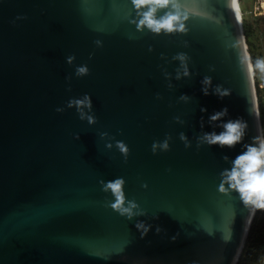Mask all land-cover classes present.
Masks as SVG:
<instances>
[{
	"label": "water",
	"instance_id": "obj_1",
	"mask_svg": "<svg viewBox=\"0 0 264 264\" xmlns=\"http://www.w3.org/2000/svg\"><path fill=\"white\" fill-rule=\"evenodd\" d=\"M177 6L187 31L155 36L137 29L132 0H0V264L237 263L256 208L217 185L242 149L197 138L222 130L208 117L224 107L222 119L246 121L242 142L262 137L241 12L238 0ZM177 52L191 76L175 78ZM83 63L89 74L72 75ZM216 85L230 94H213ZM83 93L95 124L66 107ZM166 137L169 149L153 154ZM117 177L142 215L110 207L101 181ZM138 221L151 225L143 238Z\"/></svg>",
	"mask_w": 264,
	"mask_h": 264
},
{
	"label": "clouds",
	"instance_id": "obj_2",
	"mask_svg": "<svg viewBox=\"0 0 264 264\" xmlns=\"http://www.w3.org/2000/svg\"><path fill=\"white\" fill-rule=\"evenodd\" d=\"M132 4L137 12L138 19L133 22L136 24L138 30L147 29L155 36L161 34L168 35L177 32H186L185 23L181 20V12L177 6V0H132ZM171 5V8L168 6ZM159 11H163L162 15H157ZM24 17L17 16V19ZM186 19V17H184ZM95 44L100 45L101 41L96 40ZM151 46L149 51H151ZM163 58V53L161 54ZM91 57V54H90ZM76 57L75 54H69L65 57V62L68 65H73ZM173 60L180 62L179 69L176 72V79L181 77H189L192 75L188 66V55L185 52H177L173 57ZM258 68H264V61H257ZM89 67L86 63L77 64L74 66L72 75L75 77H84L89 74ZM170 74L165 72L164 76L167 79ZM71 76H66V80H70ZM168 87L172 85L169 82ZM212 87V80L210 76H204L201 80V92L204 95H209V89ZM70 90V86H69ZM212 93L218 95L220 98L228 96L230 94L229 89L222 85H216L212 89ZM160 94L157 93V99H160ZM180 100H188L189 97L186 94H181ZM67 108H75L78 114V118L81 121L86 120L89 125L97 122V117L93 113L92 98L89 93H83L79 97H69L66 102ZM64 107H57L56 112H63ZM207 111L205 108H201V112ZM227 107H224L220 111L213 112L209 115L210 122H217L218 127L222 130L204 132L202 136H199V144H206L208 146L217 145L220 147L228 146L229 148L240 144L241 151L231 160L229 168L223 169L220 173V183L217 185L218 191L227 193L230 190L235 191L241 198L242 203L245 205H251L255 208L264 209V137L259 135L251 138L252 142H242L245 136L246 121L242 118H229L222 119L227 116ZM175 119H179L176 117ZM107 135V133H101V136ZM75 139H79V134H75ZM166 137L163 141L154 140L151 145V151L153 154L157 153V147L161 150L169 149L168 140ZM180 139L185 141V147H188L186 137L183 133L180 134ZM117 144L120 147V151L125 154V160L127 159V146L123 141H118ZM111 147V145H106ZM223 159L228 160L225 156ZM124 180L121 177H117L114 180L101 181L102 189L105 191L111 190L115 196V201L111 203L110 207L116 209L121 216L131 218L133 215H142L143 212H134L139 206L134 200H128L124 202V194L122 186ZM141 187H147L146 184H142ZM135 227L140 231V236L143 238L150 230L151 225L145 224L143 221H138ZM159 231V229H157ZM175 239V237H173ZM197 264V262H193Z\"/></svg>",
	"mask_w": 264,
	"mask_h": 264
},
{
	"label": "rangeland",
	"instance_id": "obj_3",
	"mask_svg": "<svg viewBox=\"0 0 264 264\" xmlns=\"http://www.w3.org/2000/svg\"><path fill=\"white\" fill-rule=\"evenodd\" d=\"M239 6L254 84L257 87L264 85V68L257 67V61H264V0H239Z\"/></svg>",
	"mask_w": 264,
	"mask_h": 264
},
{
	"label": "trees",
	"instance_id": "obj_4",
	"mask_svg": "<svg viewBox=\"0 0 264 264\" xmlns=\"http://www.w3.org/2000/svg\"><path fill=\"white\" fill-rule=\"evenodd\" d=\"M263 113L260 112L261 121ZM264 253V213L256 208L245 239L244 246L236 264H260Z\"/></svg>",
	"mask_w": 264,
	"mask_h": 264
},
{
	"label": "built area",
	"instance_id": "obj_5",
	"mask_svg": "<svg viewBox=\"0 0 264 264\" xmlns=\"http://www.w3.org/2000/svg\"><path fill=\"white\" fill-rule=\"evenodd\" d=\"M258 87V88H257ZM256 87V96H257V104H258V110H259V116H260V112L262 111L263 115H264V85H257ZM260 124H261V134L262 137H264V117H263V121H261L260 118ZM260 264H264V253L261 257V262Z\"/></svg>",
	"mask_w": 264,
	"mask_h": 264
},
{
	"label": "bare ground",
	"instance_id": "obj_6",
	"mask_svg": "<svg viewBox=\"0 0 264 264\" xmlns=\"http://www.w3.org/2000/svg\"><path fill=\"white\" fill-rule=\"evenodd\" d=\"M238 6H239V0H238ZM239 9H240V6H239ZM240 12H241V10H240ZM241 19V18H240Z\"/></svg>",
	"mask_w": 264,
	"mask_h": 264
}]
</instances>
